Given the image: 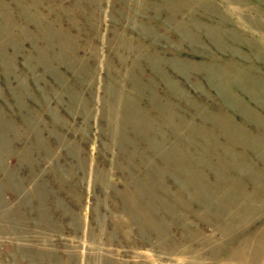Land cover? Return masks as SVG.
<instances>
[{"label": "rangeland", "instance_id": "obj_1", "mask_svg": "<svg viewBox=\"0 0 264 264\" xmlns=\"http://www.w3.org/2000/svg\"><path fill=\"white\" fill-rule=\"evenodd\" d=\"M0 264H264V0H0Z\"/></svg>", "mask_w": 264, "mask_h": 264}]
</instances>
